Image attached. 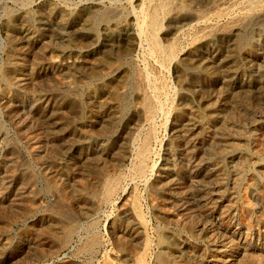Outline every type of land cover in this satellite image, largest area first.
I'll return each mask as SVG.
<instances>
[{"label":"rangeland","instance_id":"374dc122","mask_svg":"<svg viewBox=\"0 0 264 264\" xmlns=\"http://www.w3.org/2000/svg\"><path fill=\"white\" fill-rule=\"evenodd\" d=\"M177 1L161 17L160 42L176 44L162 62L139 28L158 0H0V264H139L144 240L147 264L163 250L164 264H264V0ZM55 5L75 14L70 27L47 14ZM85 8H97L92 24ZM144 73L164 87L151 120ZM151 127L138 177L133 143ZM112 174L122 179L104 202ZM83 186L92 195L71 201Z\"/></svg>","mask_w":264,"mask_h":264},{"label":"bare ground","instance_id":"6f19581e","mask_svg":"<svg viewBox=\"0 0 264 264\" xmlns=\"http://www.w3.org/2000/svg\"><path fill=\"white\" fill-rule=\"evenodd\" d=\"M141 1V0H140ZM147 1V0H146ZM202 1V0H201ZM248 1V0H247ZM176 2V1H175ZM178 2V5L179 6H181V7H185V9L186 8H192V0H178L177 1ZM206 2V1H205ZM48 3V2H47ZM47 3H44V4H47ZM232 3V2H231ZM258 3V2H257ZM256 3V4H257ZM50 4V3H49ZM142 4V3H141ZM171 4H172V0H158V2L157 3H154L150 8H147L146 10H144L143 8H142V10H144L143 11V15H142V18L140 19V23H139V28H140V31L146 36V38H147V40L149 41V44H150V51L151 52H154V53H156V55L159 57L158 59H160L162 62H167L168 60H170L172 57H173V55L175 54V42L173 43H170V44H163V43H161L160 42V40H159V36H158V30H160V27H161V17H162V14H164V12H166L169 8H170V6H171ZM176 4V3H175ZM177 5V6H178ZM254 5V4H253ZM139 7H141V6H139ZM142 7H144L143 5H142ZM146 7H148V6H146ZM145 8V7H144ZM140 9V8H139ZM64 10V9H63ZM130 10V9H129ZM196 10H198V9H196ZM208 10V9H207ZM65 11V10H64ZM69 11V10H68ZM72 11H74V10H72ZM97 13H95L94 12V10H92V9H88V8H85V9H83L82 11H80V12H78V13H81V14H83V16H85V18H86V21L89 23V24H92L95 20H96V18H97V16H98V11H97V8H96V10H95ZM141 11V10H140ZM243 11V10H242ZM248 11V10H247ZM66 12V11H65ZM70 12V11H69ZM75 12V11H74ZM131 12V11H130ZM249 12V11H248ZM44 13H46L45 11H44ZM71 13V15H69V14H66V13H64L61 9H59L58 7H56V5L55 6H49L48 8H47V14L54 20V23L56 22L58 25H60V26H65V27H70L71 26V22H70V18L72 19V21H73V17H75L74 15V13L72 14V12H70ZM78 13H76L77 15H79ZM141 13V12H140ZM46 16V15H45ZM80 18V17H79ZM75 20L77 19V18H74ZM139 19V18H138ZM206 19V18H205ZM74 20V21H75ZM79 20V19H78ZM209 20H210V18H209ZM73 21V22H74ZM139 21V20H138ZM119 22V21H118ZM198 22V21H197ZM202 22V21H201ZM209 23V22H208ZM138 25V24H137ZM219 29V28H218ZM141 35V34H140ZM181 36V35H180ZM141 37V36H140ZM145 37H143V39H144ZM146 40V41H147ZM149 46V45H148ZM146 48V47H145ZM149 53V52H148ZM181 53V52H180ZM150 55H152V53L150 54ZM156 56V57H157ZM144 57V56H143ZM145 59V58H144ZM174 59V58H173ZM142 60V59H141ZM159 60V62H161ZM169 62V61H168ZM166 64V63H165ZM152 66V65H151ZM147 69V68H146ZM150 71V70H149ZM156 71V70H155ZM144 74H146V73H144ZM143 74V75H144ZM151 74V73H150ZM147 75V83H150V84H152L151 82H153V80H154V82H155V77L153 76H151L152 78H155V79H153V80H151V77L150 76H148V73L146 74ZM152 75V74H151ZM145 76V75H144ZM143 76V77H144ZM157 77H159V76H157ZM161 77V76H160ZM168 77V76H167ZM145 78V77H144ZM143 78V79H144ZM162 78H164V77H162ZM10 80H11V74L7 71L6 72V81H8V82H10ZM159 80V79H158ZM161 80V79H160ZM140 82H141V80H140ZM153 82V83H154ZM158 82V81H157ZM162 82H163V80H162ZM143 83H144V81H143ZM142 85V84H141ZM153 85V87H154V95H150V94H147V93H143V95H142V98H141V111H142V113H141V111H140V113H141V117L142 118H145L146 120H151V119H153L154 118V115L156 114V112L158 111V108L160 109V106H159V102H158V97H157V95L158 94H160L161 92L163 93V91H162V89L164 88V87H158V86H156L155 84H152ZM148 86H151V85H148ZM146 87V86H145ZM144 88V87H143ZM166 88V87H165ZM141 90V89H140ZM143 90V89H142ZM147 90V89H146ZM146 90H144V91H146ZM150 91V90H149ZM140 92V91H139ZM152 92V91H151ZM152 92V93H153ZM142 93V92H141ZM150 93V92H149ZM162 96V95H161ZM161 98V97H160ZM159 98V99H160ZM93 101V100H92ZM165 101V100H164ZM10 102V101H9ZM93 108V107H92ZM154 121V120H153ZM146 122V121H145ZM150 122V121H149ZM148 123V122H147ZM153 124V123H152ZM111 126H112V124H111ZM110 126V127H111ZM138 128V127H137ZM141 130V129H140ZM149 130V131H148ZM109 131V130H108ZM145 131V130H144ZM143 131V132H144ZM146 131H148V132H146ZM145 132H146V134H145V132L143 133V134H145V135H143L142 134V136L140 137V138H138V140H137V142H136V144L135 143H133L134 145H135V148H133L134 149V152H132L133 153V160H132V165H131V168H130V170H131V173L133 174V175H135V176H138V177H142V176H144L145 174H146V172H147V169H148V163H147V158H148V155H149V152L151 151L150 150V146H149V144H150V140L152 139V137H153V135H154V128H152L151 127V129H147ZM141 133V132H140ZM230 134V133H229ZM228 134V135H229ZM137 135H139V134H137ZM136 135V136H137ZM135 136V137H136ZM138 137V136H137ZM135 139V138H134ZM156 139V138H155ZM130 141V140H129ZM131 142H132V140H131ZM132 149V150H133ZM113 156V155H112ZM114 157V156H113ZM97 163V162H96ZM131 163V162H130ZM99 164V163H98ZM100 165H102V164H100ZM130 166V165H129ZM128 166V167H129ZM98 169V168H97ZM96 169V170H97ZM100 169V168H99ZM98 169V170H99ZM129 169V168H128ZM104 170V168L101 170L100 169V171H103ZM126 171H128V170H126ZM58 172V171H57ZM125 173V172H124ZM104 174V173H103ZM54 175V174H53ZM113 175V174H112ZM118 175H119V173H118ZM55 176V175H54ZM108 176V175H107ZM106 176V177H107ZM110 176V175H109ZM124 177H125V174H124ZM132 177H134V176H132ZM137 178V177H136ZM121 179H122V174L120 175V176H115V175H113V176H110V177H107V178H104V182H103V188L102 187H100V188H102V190H100V191H102V193H101V198H102V201L104 200V202L105 201H108V200H110V198L112 197V195L113 194H115V192L117 191V186L120 184V182H121ZM126 180V179H125ZM66 185V184H65ZM75 185V184H74ZM99 185V184H98ZM97 186V185H96ZM102 186V185H101ZM76 187V186H75ZM78 187V186H77ZM81 187V186H80ZM84 187V186H83ZM87 187V186H86ZM66 188V187H65ZM64 189V187L62 188V190ZM73 188H71V190H72ZM121 190V189H120ZM73 191L74 190H72V192H69L70 194H69V197H70V199H71V201L72 200H74V199H76L77 197L79 198L80 197V199L82 198V200L83 199H88L89 197H90V195H92V193L89 195V190L88 189H85V187H84V189L79 193V194H77V193H73ZM62 192V191H61ZM98 192V191H97ZM61 195H62V193H61ZM66 195V194H65ZM94 195V194H93ZM98 195V194H97ZM96 195V196H97ZM118 195V194H117ZM136 195V194H135ZM114 196V195H113ZM62 197H64V196H62ZM117 197V196H116ZM134 197V196H133ZM68 198V197H67ZM101 198H99V199H101ZM139 199H140V197H139ZM13 200V199H12ZM84 200V201H85ZM141 200V199H140ZM62 201H63V199H62ZM81 201V200H80ZM96 201H97V199H96ZM95 201V202H96ZM61 202V201H60ZM60 202H59V204H60ZM82 202V201H81ZM99 202V201H98ZM138 202H139V200H138V198H136L135 197V199H134V201H133V206H132V208L134 209V213L136 212V213H138V216L141 214L140 213V206H138ZM33 203H34V201H33ZM67 203V202H66ZM141 203V202H140ZM76 204V203H75ZM88 204H90V203H88ZM93 204V203H92ZM98 204V203H97ZM132 204V203H131ZM86 205V204H85ZM95 205V204H94ZM99 205V204H98ZM63 206V205H62ZM61 206V207H62ZM70 206H71V204H70ZM69 206V207H70ZM97 206V205H96ZM76 207V206H75ZM58 208V207H57ZM67 208V207H66ZM74 208V207H73ZM92 208V207H91ZM94 208H95V206H94ZM132 208H130V209H132ZM31 209V208H30ZM70 209H72V207L70 208ZM75 209V208H74ZM84 209V208H83ZM86 209L87 210H89L87 207H86ZM129 209V210H130ZM62 210H64L63 208H62ZM77 210V209H76ZM94 209H92V211H93ZM58 211V210H57ZM71 211V210H70ZM133 211V210H132ZM131 211V212H132ZM6 212V211H5ZM59 212V211H58ZM63 213V212H62ZM61 213V214H62ZM99 213V212H98ZM60 214V215H61ZM75 214V213H74ZM89 214V213H88ZM145 214V213H144ZM6 215V214H5ZM5 215H3L4 216V218H5ZM142 215V214H141ZM2 216V215H1ZM0 216V217H1ZM2 216V217H3ZM21 216V215H20ZM57 216H59V214L57 215ZM62 216V215H61ZM60 216V217H61ZM67 216V215H66ZM71 216V215H70ZM85 216V215H84ZM90 216V215H89ZM7 217H8V215H7ZM7 217H6V219H7ZM11 216H9V218H10ZM74 217V216H73ZM139 217H141V216H139ZM143 217V220H144V224H145V219H144V215L142 216ZM62 218V217H61ZM63 218H64V215H63ZM86 218V217H85ZM90 218V217H89ZM125 218V217H124ZM3 218H1V220H2ZM5 219V220H6ZM12 219V218H11ZM68 219V218H67ZM93 219V218H92ZM140 220H142L141 218H139ZM138 219V220H139ZM4 220V219H3ZM16 220V219H15ZM131 220V219H130ZM136 220V219H135ZM81 221H82V218H81ZM56 222V221H55ZM70 222H71V220H70ZM74 222V221H73ZM80 222V221H79ZM88 223L90 222V221H87ZM94 222H97V221H94ZM127 222V221H126ZM133 222V221H132ZM135 222H137V221H135ZM76 223H78V222H76ZM84 223V222H83ZM93 223V222H92ZM140 223V222H139ZM82 224V223H81ZM143 224V223H142ZM1 225V224H0ZM7 225H8V223H7ZM67 225V224H66ZM76 225V224H75ZM80 225V224H79ZM79 225H78V227H79ZM57 226H58V224H57ZM68 226V225H67ZM66 226V227H67ZM90 226V228H94L95 226H93V224H90L89 225ZM122 226H124V225H122ZM132 226V225H131ZM48 227V226H47ZM71 227V226H70ZM69 227V228H70ZM73 227V226H72ZM77 227V226H76ZM88 227V226H87ZM145 227V226H144ZM49 228V227H48ZM59 228V227H58ZM75 228V227H74ZM82 228L84 229V226L82 225ZM125 228V227H124ZM139 228V227H138ZM137 228V229H138ZM31 229V228H30ZM37 229V228H36ZM60 229V228H59ZM101 229V228H100ZM129 229V228H128ZM136 229V230H137ZM146 229V228H145ZM144 229V230H145ZM148 229V228H147ZM43 230V229H42ZM41 230V231H42ZM94 230V229H93ZM39 231V230H38ZM46 231V230H45ZM51 231V230H50ZM76 231V230H75ZM87 231V230H86ZM95 231V230H94ZM121 231V230H120ZM129 231V230H128ZM143 231V230H142ZM141 231V232H142ZM174 231V230H173ZM42 232H44V231H42ZM41 232V233H42ZM61 232V231H60ZM175 232V231H174ZM47 233V232H46ZM55 233V232H54ZM96 233H98V231H96ZM130 233V232H129ZM144 233V232H143ZM51 234H53V233H51ZM56 234H58V233H56ZM56 234L54 235V236H56ZM63 234V235H62ZM62 234H60V235H62L61 236V238L59 237V236H57L58 238H59V240H58V238H57V240L59 241V243H67V242H69L68 240H69V238H71V229H66L65 231H63V233ZM74 234H75V232H74ZM85 234V233H84ZM99 234V233H98ZM137 234H139V232L137 233ZM169 234V233H168ZM34 235V234H33ZM38 235V234H37ZM36 235V236H37ZM128 235V234H127ZM150 235V234H149ZM35 236V235H34ZM49 236V235H48ZM142 236V235H141ZM240 236V235H239ZM1 237V236H0ZM42 237V236H41ZM51 237V236H50ZM90 237V236H89ZM146 237V235L144 236V238ZM167 237V236H166ZM171 237V236H170ZM56 238V237H55ZM83 238H84V235H83ZM99 238L100 237H98V235L97 234H95V232L94 233H92V238L89 240V242L87 243L86 242V240L85 239H88V238H85V239H83V240H85V242L87 243L86 244V248H88V247H90V248H95V246L100 242L99 241ZM33 239H34V237H33ZM39 239V238H38ZM44 239V238H43ZM119 239V238H118ZM126 239V238H125ZM147 239H148V236H147ZM161 239V238H160ZM159 239V240H160ZM165 239V238H164ZM173 239V238H172ZM256 239H257V237H256ZM51 240V239H50ZM56 240V241H57ZM129 239H126V241L127 242H129V243H126L125 242V245H124V248L126 249V250H128V251H130L131 249H134L135 248V245L137 244V240L136 239H132V240H129ZM139 240V239H138ZM150 240V239H149ZM163 240V239H162ZM194 240V239H193ZM251 240V239H250ZM57 241V242H58ZM71 241V240H70ZM82 241V240H81ZM143 241V240H142ZM144 241H146V242H144L145 243V245H144V252L143 253H138V254H140V255H138V254H136V255H138V260L135 258V261L137 262V263H139V264H147L146 263V261L148 260V259H146V253H147V249L149 248V242L147 241V240H144ZM164 241V240H163ZM249 241V240H248ZM247 241V242H248ZM2 242H3V240H2ZM49 242V241H48ZM84 242V243H85ZM118 242V241H117ZM150 242H151V240H150ZM157 242H159L158 240H157ZM227 242V241H226ZM80 243H82V242H80ZM80 243H78V244H80ZM139 243H141V242H139ZM165 243V242H164ZM229 243V242H228ZM227 243V244H228ZM28 244H31V243H28ZM44 245H45V243H43ZM49 244V243H48ZM143 244V243H142ZM153 244V243H152ZM168 244V243H167ZM231 244V243H230ZM238 244V243H237ZM2 245V244H1ZM0 245V246H1ZM4 245V244H3ZM6 245H7V243H6ZM31 245H33V244H31ZM99 245H101V244H99ZM141 245V244H140ZM157 245H158V243H157ZM241 245H242V243H241ZM39 246H42V244L41 245H39ZM119 246V245H118ZM143 246V245H142ZM215 246V245H214ZM243 246V245H242ZM249 246V245H248ZM120 247V246H119ZM123 247V246H122ZM250 247V246H249ZM261 247H262V245H261ZM32 248H34L33 246H32ZM56 247H54V249H55ZM83 248V247H82ZM98 248V247H97ZM171 248V247H170ZM223 248V247H222ZM232 248H234V247H232ZM248 248V247H247ZM256 248V247H255ZM263 248V247H262ZM2 249V248H1ZM4 249V248H3ZM46 249V248H45ZM60 249V248H59ZM121 249V248H120ZM141 249V248H140ZM159 249V248H158ZM164 249H166V248H164ZM206 249V248H205ZM208 249V248H207ZM215 249H217L216 247H215ZM228 249V248H227ZM245 249V248H244ZM243 249V250H244ZM254 249V248H253ZM260 249V248H259ZM25 250V249H24ZM47 250V249H46ZM79 250V249H78ZM81 250V249H80ZM84 251H85V249H83ZM88 250V249H87ZM93 250H96V249H93ZM169 250V249H168ZM173 250H175V249H173ZM201 250V249H200ZM211 250V249H210ZM212 250H213V248H212ZM219 250V249H218ZM223 250V249H222ZM242 250V249H241ZM240 250V251H241ZM82 251V250H81ZM141 251V250H140ZM164 251V250H163ZM162 251V252H163ZM170 251V250H169ZM252 251V250H251ZM1 252V251H0ZM28 252V251H27ZM87 252H89V251H87ZM86 252V253H87ZM107 252V251H106ZM153 253H154V251H152ZM160 252V251H159ZM162 252H160L159 254H158V256H157V258H158V260L160 261V263L161 264H164V263H166L165 262V260H168V259H166L168 256L166 255V253L164 254V253H162ZM171 252V251H170ZM173 252V251H172ZM202 252V251H201ZM200 252V253H201ZM221 252V251H220ZM228 252V251H227ZM230 252V251H229ZM33 253V252H32ZM36 253V252H35ZM83 253V252H82ZM91 253V252H90ZM158 253V252H157ZM156 253V254H157ZM199 252H198V254H200ZM209 253V252H208ZM223 253V252H222ZM232 253V252H231ZM255 253V252H254ZM37 255V257L38 258H40L41 260H42V258L44 257V250H39V252L38 253H36ZM81 254V253H80ZM85 254V253H84ZM130 254V253H129ZM202 254V253H201ZM82 255V254H81ZM150 255H152V254H150ZM155 255V254H154ZM251 255H252V253H251ZM254 255V254H253ZM252 255V256H253ZM256 255V254H255ZM25 256H26V254H25ZM24 256V257H25ZM35 256V257H36ZM93 256V255H92ZM126 256V255H125ZM177 256H178V254H177ZM226 256H228V255H226ZM57 257V256H56ZM212 257V256H211ZM152 258V257H151ZM181 258V257H180ZM180 258H179V260L177 259L176 261H181L180 260ZM228 258V257H227ZM227 258H226V260H227ZM234 258V257H233ZM19 259H21V258H19ZM25 259H27V258H25ZM44 259V258H43ZM90 259H92V257L90 258ZM155 260H156V258H154ZM153 259V260H154ZM212 259H214V257L212 258ZM216 259V258H215ZM235 259V258H234ZM258 259H261V256L260 257H258ZM24 260V259H23ZM33 260V258L31 259V261ZM134 260V259H133ZM191 260H193L194 261V259H191ZM197 260V259H196ZM196 260H195V262H196ZM200 260V259H199ZM220 260V259H219ZM236 260H237V258H236ZM126 261V260H125ZM130 261H132V260H130ZM149 261H151V260H149ZM173 261L175 262V259H173ZM202 261V260H201ZM216 261V260H215ZM231 261V260H230ZM257 261V260H256ZM156 262V261H155ZM199 262V261H198ZM213 262V261H212ZM223 262V261H222ZM258 262V261H257ZM261 262V261H260ZM260 262H258L259 264H260ZM169 263V262H168ZM183 263V262H182ZM186 263H188V262H186ZM208 263V262H207ZM248 263V262H247ZM254 263V262H253ZM20 264V263H19ZM25 264V263H24ZM32 264H35V263H32ZM151 264V263H150ZM155 264V263H154ZM159 264V263H158ZM178 264V263H177ZM185 264V263H184ZM197 264H199V263H197ZM201 264V263H200ZM213 264V263H212ZM236 264V263H235ZM252 264V263H251ZM256 264V263H255Z\"/></svg>","mask_w":264,"mask_h":264}]
</instances>
